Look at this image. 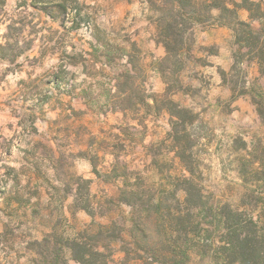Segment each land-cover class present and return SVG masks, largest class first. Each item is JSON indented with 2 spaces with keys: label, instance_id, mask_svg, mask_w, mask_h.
<instances>
[{
  "label": "rangeland",
  "instance_id": "rangeland-1",
  "mask_svg": "<svg viewBox=\"0 0 264 264\" xmlns=\"http://www.w3.org/2000/svg\"><path fill=\"white\" fill-rule=\"evenodd\" d=\"M173 1L0 0V264H238L232 218L264 242V65L239 50L215 90ZM173 20L182 47L154 66Z\"/></svg>",
  "mask_w": 264,
  "mask_h": 264
},
{
  "label": "trees",
  "instance_id": "trees-1",
  "mask_svg": "<svg viewBox=\"0 0 264 264\" xmlns=\"http://www.w3.org/2000/svg\"><path fill=\"white\" fill-rule=\"evenodd\" d=\"M190 1L191 0H174L170 9V14L174 13L172 18L174 17V19H176L182 17L184 20L188 19L191 23H203L202 15L204 13V10L206 9V6L205 9L202 10V3L200 4L199 9L195 6H191L190 4V7H192V9L189 13V16H187L186 18L185 10L189 6ZM235 7L247 8L250 12L251 22L257 21L262 24V22L264 21V14H257V12L261 8L260 3H256L255 5L251 4L250 6L243 4ZM210 8L217 9V5L213 3ZM225 10L226 12L231 13L230 21L234 23V27L236 30L235 44L237 47V53L242 48H247L250 53H253L254 58L257 60V63L259 64L260 68H262V66L264 65V33L261 30L262 26L259 29H255L251 23L238 21L234 9L228 10L225 8ZM180 28H183V25L177 23L175 20L166 25H160L161 36L162 38H164L162 43L166 48V52L168 54L170 52H176L179 48L182 47L183 35L188 30V28H183V31ZM261 75L264 76L263 70H261ZM261 90L262 94L252 95V98L253 102L257 105L258 113L264 116V87H262ZM172 106L177 110L176 118L182 119L184 115L189 114L188 111L178 107L177 105L172 104ZM248 225H252L251 221L245 222L240 218H232L227 222V240L225 242L226 252L230 257L234 258L233 262H237L238 264H248L250 262V259H253L255 261L254 264H264V253L261 249H259V247L261 246L260 242L262 244H264V242L256 241V236H252L251 231H245L247 230Z\"/></svg>",
  "mask_w": 264,
  "mask_h": 264
},
{
  "label": "crops",
  "instance_id": "crops-1",
  "mask_svg": "<svg viewBox=\"0 0 264 264\" xmlns=\"http://www.w3.org/2000/svg\"><path fill=\"white\" fill-rule=\"evenodd\" d=\"M250 1H258V0H250ZM263 4L262 1L258 2ZM224 8L228 10H235L236 18L240 22L251 23L255 29H259L264 25V22L260 24L257 21H250V12L245 7H234L233 3L227 2L224 4ZM218 11V10H217ZM213 22L209 25H204V23H194V28H198L197 34V43L202 46L212 47L215 51L214 54L207 56V60L209 63V67L206 71L208 74L212 75L214 89L218 92L229 93L231 92V88L227 82H225V76L232 69V63L234 59V55L237 52V47L235 44L236 39V30L234 27V23L230 21V19L223 18L220 14L213 15ZM242 48L241 51H243ZM247 49V48H246ZM248 50V49H247ZM247 50H244L247 51ZM155 52L156 56H152V53ZM191 53V51H190ZM152 56L154 61V66L158 64L166 56V51L163 46L158 43H153L150 47L149 54ZM244 63V61L242 62ZM248 67H256L258 70V63L255 59L249 58L247 59ZM252 69V68H251ZM253 70V69H252ZM153 77H156L157 73L154 70L150 72ZM152 79H150L151 82ZM162 93L163 86L159 90H153L151 93Z\"/></svg>",
  "mask_w": 264,
  "mask_h": 264
}]
</instances>
